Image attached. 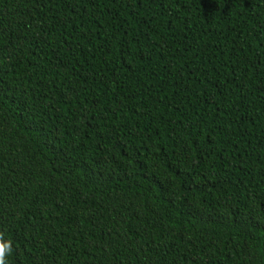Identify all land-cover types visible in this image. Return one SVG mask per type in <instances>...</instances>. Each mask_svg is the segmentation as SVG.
<instances>
[{
  "label": "trees",
  "instance_id": "1",
  "mask_svg": "<svg viewBox=\"0 0 264 264\" xmlns=\"http://www.w3.org/2000/svg\"><path fill=\"white\" fill-rule=\"evenodd\" d=\"M7 264H264V0H0Z\"/></svg>",
  "mask_w": 264,
  "mask_h": 264
},
{
  "label": "clouds",
  "instance_id": "2",
  "mask_svg": "<svg viewBox=\"0 0 264 264\" xmlns=\"http://www.w3.org/2000/svg\"><path fill=\"white\" fill-rule=\"evenodd\" d=\"M11 250L10 241L0 239V264H7L5 253Z\"/></svg>",
  "mask_w": 264,
  "mask_h": 264
}]
</instances>
